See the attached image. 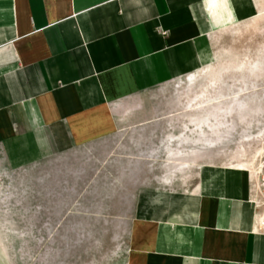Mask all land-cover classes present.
<instances>
[{
  "label": "crops",
  "instance_id": "1",
  "mask_svg": "<svg viewBox=\"0 0 264 264\" xmlns=\"http://www.w3.org/2000/svg\"><path fill=\"white\" fill-rule=\"evenodd\" d=\"M252 146L264 0H0V213L27 178L34 215L126 227L119 264H264Z\"/></svg>",
  "mask_w": 264,
  "mask_h": 264
},
{
  "label": "rangeland",
  "instance_id": "2",
  "mask_svg": "<svg viewBox=\"0 0 264 264\" xmlns=\"http://www.w3.org/2000/svg\"><path fill=\"white\" fill-rule=\"evenodd\" d=\"M244 149L251 153L252 151H263L264 147L252 146ZM236 153L237 149L234 150V155ZM262 157L264 154L256 158L257 166L261 163ZM236 160L238 159L234 156L230 165L241 163ZM245 161L252 168L251 163L253 162H248L247 157ZM31 180L27 178L25 180L26 194L23 205L21 196H19L17 209L0 213L12 217L10 222L19 223L18 227L3 228L0 264H119L123 260L127 253L128 244L126 227L106 229L104 231L105 239L102 241L101 236H99L103 235L102 232L100 234V231L94 226L96 214L81 210L79 195L72 196L71 210L60 212L56 217L43 208L35 211L34 215ZM100 181L96 178L94 171L92 178L85 180L82 185L90 189ZM177 182L180 185L186 184L185 175L181 176ZM74 186L76 190H79L78 181ZM45 192L41 195L42 204L48 203L50 197L47 187ZM57 197L65 199V195H58ZM72 217V222L77 224L75 226L69 225ZM34 218L39 222V225L33 226ZM65 236L72 238L69 242H65Z\"/></svg>",
  "mask_w": 264,
  "mask_h": 264
},
{
  "label": "built area",
  "instance_id": "3",
  "mask_svg": "<svg viewBox=\"0 0 264 264\" xmlns=\"http://www.w3.org/2000/svg\"><path fill=\"white\" fill-rule=\"evenodd\" d=\"M261 163L256 167V172L252 173L255 181L256 204L261 211L260 224L264 226V157L261 158Z\"/></svg>",
  "mask_w": 264,
  "mask_h": 264
},
{
  "label": "bare ground",
  "instance_id": "4",
  "mask_svg": "<svg viewBox=\"0 0 264 264\" xmlns=\"http://www.w3.org/2000/svg\"><path fill=\"white\" fill-rule=\"evenodd\" d=\"M261 160V159H260ZM252 164V168H251V172L252 173H254V172H256V167H257V162H253V163H251Z\"/></svg>",
  "mask_w": 264,
  "mask_h": 264
}]
</instances>
